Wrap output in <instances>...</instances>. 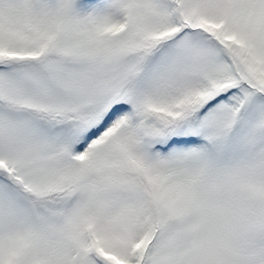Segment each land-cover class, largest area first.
<instances>
[{
    "label": "snow or ice",
    "instance_id": "snow-or-ice-1",
    "mask_svg": "<svg viewBox=\"0 0 264 264\" xmlns=\"http://www.w3.org/2000/svg\"><path fill=\"white\" fill-rule=\"evenodd\" d=\"M0 264H264V0H0Z\"/></svg>",
    "mask_w": 264,
    "mask_h": 264
}]
</instances>
